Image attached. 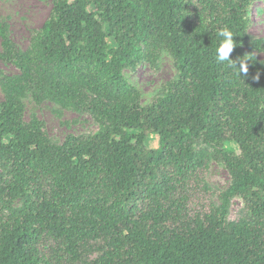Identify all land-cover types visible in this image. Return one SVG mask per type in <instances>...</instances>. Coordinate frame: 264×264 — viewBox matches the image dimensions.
<instances>
[{"label": "trees", "instance_id": "1", "mask_svg": "<svg viewBox=\"0 0 264 264\" xmlns=\"http://www.w3.org/2000/svg\"><path fill=\"white\" fill-rule=\"evenodd\" d=\"M259 1L51 0L23 53L0 22L18 70L2 81L0 264H264V59L242 53ZM225 26L242 76L215 58ZM163 51L178 77L142 106L124 73ZM25 91L98 131L52 143ZM212 162L231 179L219 206L200 199ZM232 199L246 216L230 221Z\"/></svg>", "mask_w": 264, "mask_h": 264}, {"label": "rangeland", "instance_id": "2", "mask_svg": "<svg viewBox=\"0 0 264 264\" xmlns=\"http://www.w3.org/2000/svg\"><path fill=\"white\" fill-rule=\"evenodd\" d=\"M51 0H0V22L8 27L7 33L16 50L23 53L29 46L30 36L38 31L48 17ZM248 40L242 47L245 56L256 60L264 59V0L257 2L252 10L251 24L248 28ZM18 76V70L10 64L0 62V103L7 96L2 81L6 77ZM178 73L173 59L163 51L154 65L141 64L137 69H126L124 78L140 93L142 106H147L162 95L165 83L175 80ZM24 108V119H37L43 122L47 138L54 144H61L67 136L92 135L98 131V123L86 113H79L69 107L60 106L50 100L36 104L28 91L15 97ZM150 149L158 147V138L152 137L148 142ZM205 185L211 191L202 195L204 201L220 200L218 192H224L230 186L231 179L226 169L212 162L205 174ZM20 202L15 203L20 207ZM246 216V210L240 199H232L228 219L236 220Z\"/></svg>", "mask_w": 264, "mask_h": 264}, {"label": "clouds", "instance_id": "3", "mask_svg": "<svg viewBox=\"0 0 264 264\" xmlns=\"http://www.w3.org/2000/svg\"><path fill=\"white\" fill-rule=\"evenodd\" d=\"M218 36L220 38V43L216 49V57H215L216 60L219 63L227 62L228 66L236 68L238 74L241 76L242 74H247L248 72L247 59L242 57L238 61H234L230 58V54L232 53L234 47L236 46L233 32L227 26H225L219 29ZM237 64L239 66H237Z\"/></svg>", "mask_w": 264, "mask_h": 264}]
</instances>
